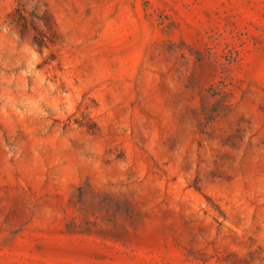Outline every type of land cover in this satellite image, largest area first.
I'll return each instance as SVG.
<instances>
[{"label": "rangeland", "instance_id": "374dc122", "mask_svg": "<svg viewBox=\"0 0 264 264\" xmlns=\"http://www.w3.org/2000/svg\"><path fill=\"white\" fill-rule=\"evenodd\" d=\"M0 264H264V0H0Z\"/></svg>", "mask_w": 264, "mask_h": 264}]
</instances>
